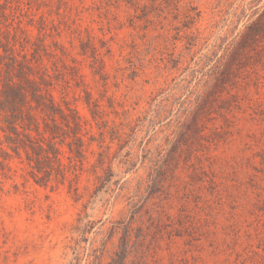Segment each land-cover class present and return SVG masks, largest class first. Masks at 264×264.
Listing matches in <instances>:
<instances>
[{
  "label": "rangeland",
  "instance_id": "1",
  "mask_svg": "<svg viewBox=\"0 0 264 264\" xmlns=\"http://www.w3.org/2000/svg\"><path fill=\"white\" fill-rule=\"evenodd\" d=\"M8 27L94 138L72 185L0 157V264H264V0H0Z\"/></svg>",
  "mask_w": 264,
  "mask_h": 264
},
{
  "label": "trees",
  "instance_id": "2",
  "mask_svg": "<svg viewBox=\"0 0 264 264\" xmlns=\"http://www.w3.org/2000/svg\"><path fill=\"white\" fill-rule=\"evenodd\" d=\"M17 41L16 31L9 27L0 39L1 163L9 168L12 158L25 163L29 176L41 186L65 180L72 185L82 168L86 141L91 142L93 134H88L86 121L69 102L55 99L40 48L23 51V45L16 48ZM40 46L46 54V45Z\"/></svg>",
  "mask_w": 264,
  "mask_h": 264
}]
</instances>
